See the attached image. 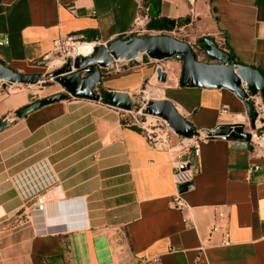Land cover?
<instances>
[{
  "label": "crops",
  "instance_id": "obj_1",
  "mask_svg": "<svg viewBox=\"0 0 264 264\" xmlns=\"http://www.w3.org/2000/svg\"><path fill=\"white\" fill-rule=\"evenodd\" d=\"M142 1L0 0V61L45 73L39 61L59 35L106 44L128 34ZM158 16L224 39L238 61L264 72V0H160ZM157 65L114 61L99 88L129 92L134 101ZM180 69L151 88L197 130L242 119L245 104L234 92L180 86ZM28 103L25 90L0 92V118ZM123 116L101 100L69 96L0 131V264H264V154H252L242 139L205 138L193 187L183 193L189 207L178 211L169 204L172 156ZM42 192L45 212L32 208L18 220ZM215 208L226 212L229 243L202 253Z\"/></svg>",
  "mask_w": 264,
  "mask_h": 264
},
{
  "label": "water",
  "instance_id": "obj_2",
  "mask_svg": "<svg viewBox=\"0 0 264 264\" xmlns=\"http://www.w3.org/2000/svg\"><path fill=\"white\" fill-rule=\"evenodd\" d=\"M150 1L148 13L151 20L148 28L167 30L175 26V20L159 18L160 0ZM93 41L98 37L91 35ZM212 61L200 60L193 47L184 40L168 34H151L147 36L129 35L116 38L106 44H97L90 55L77 56L69 59L59 68L45 73H23L13 70L0 61V81L21 84H34L55 78L64 92H56L36 99L17 109L13 118H0V131L12 124L15 118L53 102L66 99L67 96L101 100L112 107L129 110L132 107V94L125 91L101 90L102 70L108 69L114 61H161L176 57L181 62L179 85L190 88L217 89L226 88L244 100L245 111L254 127L256 113L250 102L246 101L248 90L251 94L259 92L264 97V73L251 65L235 60L229 53L220 49L213 39L205 37L200 40ZM158 81L167 80V71L160 65L155 69ZM244 84V86L242 85ZM102 94V96L100 95ZM146 113L162 117L177 134L185 137L198 138L204 134L206 138L250 139L242 122L222 123L212 130L200 132L168 99H157L148 102ZM187 167V166H186ZM181 168H185L181 166Z\"/></svg>",
  "mask_w": 264,
  "mask_h": 264
},
{
  "label": "built area",
  "instance_id": "obj_3",
  "mask_svg": "<svg viewBox=\"0 0 264 264\" xmlns=\"http://www.w3.org/2000/svg\"><path fill=\"white\" fill-rule=\"evenodd\" d=\"M150 20L151 17L148 13L147 6L140 4L128 34L136 36L168 34L173 36L176 32L184 29V26L175 24L174 27H170L167 30H152L148 28ZM221 40L224 39L221 38ZM97 44L96 41H87L74 35L61 34L53 41L51 50L39 63L45 67L47 72L48 70H55L69 59H74L77 56L90 55L93 47ZM76 45H89L90 50L85 55L74 53V47ZM242 85L244 86V84ZM141 91L143 92V90L139 89L135 93L136 99H134L131 109L124 110L123 123L126 126L138 129L152 148L164 150L172 156L174 192L171 195L169 204L178 211L186 210L189 205L184 199L183 193L193 187L194 176L200 166V144L206 136L201 134L200 137L193 138L177 135L162 117L146 113L145 109L149 100H145L147 98L144 97L145 95L139 96ZM245 91L247 93L245 100L252 104L253 110L256 113V119L254 127H251L250 119L246 111L244 115H241L242 119L240 121L237 119V122L245 124V130L250 133V139L248 141L242 139L240 143L245 147H250L251 153L255 156H262L264 154V100L259 92L251 94L248 90ZM192 158H195L194 163L191 161ZM181 166L185 168H181ZM257 168L258 165H253L249 167V170ZM48 202L49 197L45 192L38 193L30 202L21 208L16 218L23 221L29 219L32 208L43 213L46 210ZM225 217V210L215 208L214 218L207 229V235L200 240L199 250L202 253L209 246L227 245L229 243L228 230L223 226ZM183 220L187 226H193L188 218L184 217ZM213 234H219L220 238L217 241H212Z\"/></svg>",
  "mask_w": 264,
  "mask_h": 264
},
{
  "label": "rangeland",
  "instance_id": "obj_4",
  "mask_svg": "<svg viewBox=\"0 0 264 264\" xmlns=\"http://www.w3.org/2000/svg\"><path fill=\"white\" fill-rule=\"evenodd\" d=\"M203 30L198 28L197 26H190L182 31H178L173 36L175 38L187 41L191 46H195V41L198 39L200 36H203ZM197 57L200 60H207L205 57H203L201 51H197ZM205 58V59H204ZM160 66H162L169 74L173 73L176 71V65H181V62L176 59L175 57L167 58L161 61H156ZM53 71V70H48V72ZM155 73L151 78H147L140 90V97L141 95H145V91L148 90L149 87L155 86V87H161L162 82L158 81ZM167 81V80H166ZM25 90L26 93H28V99L30 102L45 97L49 94L56 93V92H64L63 88L59 85V83L55 80V78H50L47 79L44 82H37L34 84H21V83H10V82H5V81H0V92H10V91H16V90ZM144 97L145 100H155V99H160L161 97L154 98L153 96L150 95V93H147ZM136 99V97H135ZM28 220V219H27Z\"/></svg>",
  "mask_w": 264,
  "mask_h": 264
},
{
  "label": "trees",
  "instance_id": "obj_5",
  "mask_svg": "<svg viewBox=\"0 0 264 264\" xmlns=\"http://www.w3.org/2000/svg\"><path fill=\"white\" fill-rule=\"evenodd\" d=\"M142 4L144 5V6H147V4H148V1H142ZM184 23H186V19H181V20H179L178 21V25H182V24H184ZM129 36V34H127V35H121V36H119L118 38H126V37H128ZM205 37H208V38H211V39H213V42L215 43V44H217V46L220 48V49H222V50H224L225 52H227V53H229L235 60H237V58H236V56L234 55V53L232 52V50L231 49H229L228 48V46L226 45V43H225V41L224 40H221V39H216V38H213V36H211V35H203V36H200L198 39H196V41H195V46H192L193 47V50L197 53V51L199 50V51H201V53H202V55H203V57H205L207 60L206 61H209V60H211L209 57H208V55L206 54V51H205V45L202 43V42H200V40H202L203 38H205ZM176 58V57H175ZM177 59V58H176ZM238 61V60H237ZM238 62H240V61H238ZM241 63V62H240ZM244 64V63H243ZM14 70V69H13ZM263 72V71H262ZM264 73V72H263ZM69 96H67L66 98H68ZM263 97V96H262ZM263 100H264V97H263ZM263 228H264V223H263Z\"/></svg>",
  "mask_w": 264,
  "mask_h": 264
},
{
  "label": "bare ground",
  "instance_id": "obj_6",
  "mask_svg": "<svg viewBox=\"0 0 264 264\" xmlns=\"http://www.w3.org/2000/svg\"><path fill=\"white\" fill-rule=\"evenodd\" d=\"M89 50H90L89 45H76L74 47V53H81L85 55L89 52ZM145 92H146L145 95H147V93H150V95L153 96L154 98H157V96H159V93H157L158 90L155 88L149 87L148 90Z\"/></svg>",
  "mask_w": 264,
  "mask_h": 264
}]
</instances>
